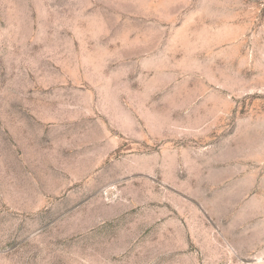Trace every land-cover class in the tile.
<instances>
[{"label": "rangeland", "instance_id": "obj_1", "mask_svg": "<svg viewBox=\"0 0 264 264\" xmlns=\"http://www.w3.org/2000/svg\"><path fill=\"white\" fill-rule=\"evenodd\" d=\"M0 264H264V0H0Z\"/></svg>", "mask_w": 264, "mask_h": 264}]
</instances>
